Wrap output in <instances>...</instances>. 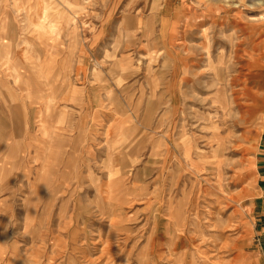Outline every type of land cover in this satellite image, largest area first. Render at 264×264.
I'll return each instance as SVG.
<instances>
[{
	"label": "rangeland",
	"instance_id": "374dc122",
	"mask_svg": "<svg viewBox=\"0 0 264 264\" xmlns=\"http://www.w3.org/2000/svg\"><path fill=\"white\" fill-rule=\"evenodd\" d=\"M0 2V264H264V0Z\"/></svg>",
	"mask_w": 264,
	"mask_h": 264
},
{
	"label": "bare ground",
	"instance_id": "6f19581e",
	"mask_svg": "<svg viewBox=\"0 0 264 264\" xmlns=\"http://www.w3.org/2000/svg\"><path fill=\"white\" fill-rule=\"evenodd\" d=\"M45 11V10H44ZM43 11V12H44ZM47 11V10H46ZM30 12V11H29ZM30 15V14H29ZM48 15V14H47ZM46 15V16H47ZM41 18H42V16H41ZM45 18V17H44ZM31 46V45H30ZM34 49V48H33ZM30 50V49H29ZM32 52V51H31ZM48 54V53H47ZM36 56V55H35ZM40 56V55H39ZM38 59V58H37ZM41 59V58H40ZM38 61H40V60H38ZM44 61V60H43ZM21 63V62H20ZM19 64V63H18ZM42 66V65H41ZM48 66V65H47ZM50 67V66H49ZM15 69H16V75H15V79H19L20 77H19V74H18V72H17V65H16V67H14ZM41 70H43L44 71V69L41 67ZM87 86V85H86ZM29 95V94H28ZM45 99V98H44ZM106 101V100H105ZM50 102V101H49ZM126 106V105H125ZM47 110L49 111V106L47 105ZM44 134H46V135H49V139L51 140L52 139V134L51 133H49V131L47 130V129H44ZM48 131V132H47ZM112 131V130H111ZM26 134V133H25ZM60 138V137H59ZM58 139V138H57ZM64 141V140H63ZM59 143V142H58ZM185 144V143H184ZM62 145V144H61ZM182 145H183V143H182ZM193 145V144H192ZM180 148V147H179ZM184 148L185 149H187V148H190V146H188L187 144H186V146H184ZM181 149V148H180ZM50 150V149H49ZM63 152V151H62ZM55 156H56V154L53 152L52 153V156H50V159H49V161H48V165H49V167L50 166H52V163L50 162L51 161V159L52 158H55ZM111 159H112V157H111ZM47 165V166H48ZM54 168V167H53ZM75 168H77V166L75 167ZM74 168V169H75ZM51 173V172H50ZM113 172H111V176H110V180H111V182H109V184H108V188H107V190L105 191L107 194L105 195V197H106V199H110L112 202H113V200H117V195H113V194H115V193H117L118 191H121V190H125V186H124V180H126V179H123L122 177H120V179L121 180H119V181H116L117 180V178L119 177H112L113 176ZM48 175V174H47ZM121 176V175H120ZM55 178H57V176L54 174V173H52V174H50V180H46L45 181V183H46V188H45V190H47L48 188H49V186H50V184L52 183V182H55L56 180H55ZM62 183L63 182H59L58 184H59V186L60 185H62ZM32 184V183H31ZM39 184V183H38ZM102 184V183H101ZM32 186H34V185H32ZM102 187V186H101ZM59 188V187H58ZM117 191V192H116ZM101 193V192H100ZM103 198V197H102ZM123 199V198H122ZM29 200V199H28ZM110 200H108V201H110ZM28 202V201H27ZM122 202V201H121ZM29 203V202H28ZM119 204H120V202H119ZM100 206V205H99ZM29 208V207H28Z\"/></svg>",
	"mask_w": 264,
	"mask_h": 264
},
{
	"label": "crops",
	"instance_id": "0c3cea01",
	"mask_svg": "<svg viewBox=\"0 0 264 264\" xmlns=\"http://www.w3.org/2000/svg\"><path fill=\"white\" fill-rule=\"evenodd\" d=\"M1 3V2H0ZM12 24L13 25V27L14 28H12V30H10L8 27H6L7 25H9V24ZM19 23L18 22H16V20L14 19V18H11V21L10 22H7L6 20H5V22H3V19L2 18H0V40H2V37H3V40H4V43H8L9 41H8V39H5V37H6V35L8 34H10V36H12V35H20V32H21V28L19 27ZM24 25H26L27 26V24H24ZM26 33V32H25ZM40 35L42 34V33H39ZM39 35V36H40ZM31 36H30V34H29V32H28V34H27V37H26V41H29V40H31ZM13 41V40H12ZM14 43V42H13ZM8 57H7V54H1V51H0V70L2 69L1 68V65L2 66H6V65H8L9 64V61L8 60H6ZM27 58V57H26ZM13 60H14V67H16V65L17 66H20V65H24V67L26 68V66L28 65V63H22V61H21V59H19V61H17V62H15V57L13 58ZM21 62V63H20ZM27 62V61H26ZM60 62H61V64H60V70H62V68H63V61H62V58L60 59ZM19 63V64H18ZM46 66V65H45ZM4 69V68H3ZM62 93H63V91H62ZM28 95V94H27ZM258 164H259V168L260 169H263V174H264V160H260L259 162H258ZM261 176V175H260ZM262 177H263V179H264V175H262ZM263 186H264V184H263ZM262 248L264 249V245L262 246Z\"/></svg>",
	"mask_w": 264,
	"mask_h": 264
}]
</instances>
